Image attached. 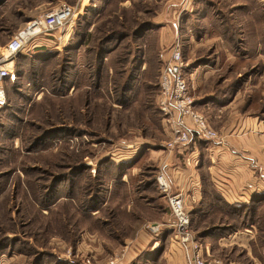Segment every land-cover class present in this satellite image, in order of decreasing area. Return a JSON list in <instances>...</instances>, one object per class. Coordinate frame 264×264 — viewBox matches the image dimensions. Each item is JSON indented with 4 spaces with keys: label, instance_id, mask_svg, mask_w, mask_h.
<instances>
[{
    "label": "rangeland",
    "instance_id": "rangeland-1",
    "mask_svg": "<svg viewBox=\"0 0 264 264\" xmlns=\"http://www.w3.org/2000/svg\"><path fill=\"white\" fill-rule=\"evenodd\" d=\"M60 1L77 8L72 36L61 49L38 48L17 61L20 77L7 84L0 113V264H167L159 239L174 228L161 170L152 191L168 218L142 222L149 231L160 225L151 231L153 244L161 242L128 261L129 246L107 234L119 226L106 200L114 181L100 163L143 143L165 148L171 133L158 107L159 81L177 46L189 94L215 130L233 110L264 125V0H187L184 8L171 0H0V51ZM139 161L155 164L141 154L128 163ZM202 178L203 198L190 209L196 239L225 264H264V204L232 215L209 173ZM246 229L247 245L220 244ZM147 251L156 262H146Z\"/></svg>",
    "mask_w": 264,
    "mask_h": 264
},
{
    "label": "crops",
    "instance_id": "crops-1",
    "mask_svg": "<svg viewBox=\"0 0 264 264\" xmlns=\"http://www.w3.org/2000/svg\"><path fill=\"white\" fill-rule=\"evenodd\" d=\"M171 1H174L172 3L175 4L174 6L182 8L190 3L187 0ZM158 18L162 21L164 16L159 15ZM174 26L176 25L174 24ZM34 56V54H23L17 57L16 72L19 74L20 71L17 66L19 59ZM227 110L230 111L231 108H227ZM189 124L191 128L190 143L178 145L172 152L165 148L153 150L143 143L141 146L132 147L126 158L119 160L115 157L116 163H127L121 181L128 185L126 194L129 193L130 197L125 196L123 198L117 193L107 197L106 200L113 205V211L117 213L115 217L119 226L118 228L110 226L111 230L107 231V234L116 236V238L119 237L120 243L118 241V244L126 243L129 246L131 254L128 261L134 259L141 251L154 243L151 229L149 228L150 231L144 229L142 224H154L167 220L168 208H165V202L156 197L153 189L147 188L146 185L148 180L152 176L155 177V173L159 170L164 172L175 192L180 191L185 195L186 207L189 211L203 198L205 192L203 171L209 173L211 189L218 192L230 205L250 203L264 193V125L259 122L255 115L240 114L236 110L230 111L229 115L225 116V128L222 131L218 130L224 137V140L221 141L201 139L198 132L191 126L190 121ZM139 154L153 160L155 164L151 167L140 161L133 164L128 163ZM148 169L150 170L148 171ZM140 185L143 187L142 191L138 193L135 188ZM134 192L135 196H133ZM135 197L145 198L146 205L149 206L147 214L135 210ZM97 212L95 211L94 214L96 215ZM121 214L124 215L122 223L120 221V219L122 220ZM136 222H138L136 229L131 231L130 229L135 228ZM162 230L161 235L163 237L168 229L163 228ZM169 230L173 229L169 228ZM121 236L124 238L121 239ZM162 237L159 240H164L162 241V244L164 242L162 256L167 254V259L165 258L167 264H194L191 250L179 242L175 230L166 240ZM250 238L251 234L246 229L245 231L234 232L227 237L224 235L220 237L219 242L223 246L232 243L245 246ZM161 241L153 244V248H157ZM202 244L205 251L211 253L210 245ZM261 260L260 258L256 259V264H262Z\"/></svg>",
    "mask_w": 264,
    "mask_h": 264
},
{
    "label": "built area",
    "instance_id": "built-area-1",
    "mask_svg": "<svg viewBox=\"0 0 264 264\" xmlns=\"http://www.w3.org/2000/svg\"><path fill=\"white\" fill-rule=\"evenodd\" d=\"M76 6L60 1L55 7L41 12L28 20L0 51V113L7 105L8 79H16V59L21 54H34L37 48L61 49L72 36L76 19ZM71 28V31H70ZM69 37H68V36ZM68 37V38H67ZM184 63L180 48L173 49L163 66L159 81L158 107L165 123L170 128L171 137L165 143V149L172 152L178 145H187L191 141V126L203 140H215L220 134L209 123L207 117L196 108L189 94V83L184 77ZM160 190L167 197L171 212L170 225L177 233L179 242L192 252L194 264H225L196 239L191 223V213L186 207V198L182 192H175L163 171L157 175ZM160 225L151 226L158 231ZM111 264H116V260Z\"/></svg>",
    "mask_w": 264,
    "mask_h": 264
},
{
    "label": "trees",
    "instance_id": "trees-1",
    "mask_svg": "<svg viewBox=\"0 0 264 264\" xmlns=\"http://www.w3.org/2000/svg\"><path fill=\"white\" fill-rule=\"evenodd\" d=\"M81 18H83V17H80L78 19V21L76 22L75 29L78 26L79 21H80ZM39 49L46 50L45 47H41ZM42 50H39V51H42ZM35 52H36V50H35ZM21 55H23V54H21ZM34 55H35V53H34ZM16 74H17L16 75V79L12 80L11 78H9L7 84H9V83H15L16 80L19 79V74L17 72H16ZM159 112H160V110H159ZM126 164L127 163H125V162L116 163L111 158H106V160L104 162L100 163V166L103 167V169H105L106 171L108 170V172L110 174V177H111V179H109V180L110 181H114L113 183H114L115 193H117L120 196H123V198H125V196L130 197V194L129 193L126 194L128 192V185L125 184V182H122L121 181L122 180V177H123V175L125 173V169L124 168H125ZM146 185H147V188L151 187V189H155V187H156V186H154V185H156L155 177H153L152 179H150V182H147ZM142 187H143V185H140V186L136 187L135 188L136 192L137 191H140V189H142ZM104 188H106V187H104ZM106 189H108V188H106ZM133 196H135V192H134ZM104 202L105 201H103V203ZM263 204H264V193H262L260 195V197H257L254 200H252L250 203H246V204H234V205L232 204V205H230L227 202H225V207L228 206L229 208H231L230 210H231V214L232 215L233 214L234 215H237V213L240 212V211H249V210H251V208L253 209L254 206L255 207L256 206L257 207H261L260 205H263ZM134 207H135V210L137 209V210H139L143 214H147L148 211H149V209H148L149 206L146 205V201H145V198L144 197H137V198L135 197V199H134ZM96 209H98V208H96ZM96 209H94V210H96ZM91 210L94 211L93 208ZM247 226L248 225H246V227ZM155 255H157V253L154 252V253L151 254V253L148 252V255L145 257L146 258V262L147 261L148 262L149 261L151 262V261H154V260L156 262L157 259H158V255H157V259L154 258Z\"/></svg>",
    "mask_w": 264,
    "mask_h": 264
}]
</instances>
